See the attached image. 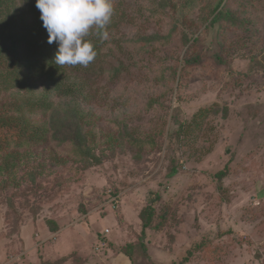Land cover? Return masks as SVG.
Returning a JSON list of instances; mask_svg holds the SVG:
<instances>
[{"label": "rangeland", "instance_id": "rangeland-1", "mask_svg": "<svg viewBox=\"0 0 264 264\" xmlns=\"http://www.w3.org/2000/svg\"><path fill=\"white\" fill-rule=\"evenodd\" d=\"M219 1L119 0L122 34L172 35L118 81H91L94 126L115 132L124 122L147 145L106 151L95 166L37 150L0 173L9 262L64 253V264H264V0L242 8L248 28L225 40L233 46L218 64L217 25L204 20ZM193 56L201 63L185 67ZM150 200L151 229L141 236ZM50 226L58 230L44 241ZM26 229L35 248L23 254ZM197 242L201 250L180 263Z\"/></svg>", "mask_w": 264, "mask_h": 264}, {"label": "trees", "instance_id": "trees-1", "mask_svg": "<svg viewBox=\"0 0 264 264\" xmlns=\"http://www.w3.org/2000/svg\"><path fill=\"white\" fill-rule=\"evenodd\" d=\"M200 1L186 0V8ZM113 2V15L104 30L107 35L92 30L86 37L97 54L84 67L55 63L58 44L47 42L49 34L43 27L36 0H0V157L5 163L0 164V173L13 171L22 164L23 155L37 150H60L66 160L95 166L102 162L106 151L114 152L125 146L141 150L147 145L145 140L135 138L124 122H115V132L111 128L105 133L97 130L93 109L97 95L91 89V81L95 78L110 84L118 81L131 68L140 66L137 58L165 46L172 34H122L119 26L124 22L125 13L119 0ZM249 2L220 0L204 20L208 26L217 25L221 47L213 57L218 64L233 46L228 47L225 40L237 31L247 30L248 20L242 8ZM184 62L185 67H193L201 63V58L188 57ZM101 134L105 136L100 137ZM222 175L220 172L219 176ZM153 204L150 200L139 213L141 236L151 229ZM49 229L58 230L56 226ZM202 247L203 244L194 243L180 263L187 262L193 251ZM59 257L39 264H64L69 259L67 255Z\"/></svg>", "mask_w": 264, "mask_h": 264}, {"label": "clouds", "instance_id": "clouds-1", "mask_svg": "<svg viewBox=\"0 0 264 264\" xmlns=\"http://www.w3.org/2000/svg\"><path fill=\"white\" fill-rule=\"evenodd\" d=\"M48 43H57L55 63L60 66L87 67L96 56L94 45L86 37L90 31H104L114 11L113 0H36Z\"/></svg>", "mask_w": 264, "mask_h": 264}, {"label": "crops", "instance_id": "crops-1", "mask_svg": "<svg viewBox=\"0 0 264 264\" xmlns=\"http://www.w3.org/2000/svg\"><path fill=\"white\" fill-rule=\"evenodd\" d=\"M139 223H140V220H139ZM26 230H28V229H26ZM30 231L28 230V231H25V232H21V234L19 235V237H18V239H17V241L20 243L19 245L21 246V247H23L24 246V252H23V254L24 253H26V251L28 250V252L29 251H31V249L34 247H32L31 245V243H32V238H31V235H30V233H29ZM45 233V231H43L42 232V235ZM99 233H101V232H99ZM54 235V232H50L49 231V234H48V236H46V235H43V239L42 240H44V241H46V240H48L50 237H51V235ZM24 236H26V237H24ZM90 236V238L92 239V237L95 239V240H93L94 242L96 241V245H95V247H96V250H98L99 249V247L101 246V244L98 242V240H97V237L95 236V235H93V234H91V235H89ZM2 240L4 241V243H7V241H8V239L6 238V237H3L2 238ZM11 241V240H10ZM1 243V242H0ZM9 243V242H8ZM11 243V242H10ZM14 244L16 243V242H13ZM82 243V242H81ZM12 245V247H11V249L13 250V249H15V245ZM60 245V244H59ZM104 245V244H103ZM1 247H3L2 249H0V261H2V264H17V263H20V262H22L23 260H24V257H22L21 259H19V260H15V259H13V261L11 260L10 262L8 261V256H7V249H6V247H4V246H1ZM31 247V248H30ZM35 248V247H34ZM94 252V251H93ZM9 256H12V255H10V254H8ZM57 255H59V256H62V255H65L64 253H61V254H57ZM19 255H13V258H16V257H18ZM3 259V260H2ZM28 263V262H27ZM26 263V264H27ZM1 264V263H0Z\"/></svg>", "mask_w": 264, "mask_h": 264}, {"label": "built area", "instance_id": "built-area-1", "mask_svg": "<svg viewBox=\"0 0 264 264\" xmlns=\"http://www.w3.org/2000/svg\"><path fill=\"white\" fill-rule=\"evenodd\" d=\"M114 200H115V201H114ZM112 201H114V203H116V198H114ZM108 232H109L108 230H105L103 233H104V234H108ZM102 245H103V244H102ZM102 245H101V246H102Z\"/></svg>", "mask_w": 264, "mask_h": 264}]
</instances>
